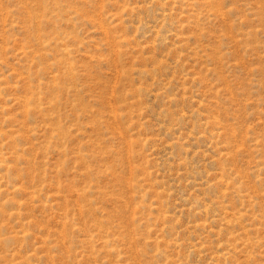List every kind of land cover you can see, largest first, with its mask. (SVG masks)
<instances>
[{"label": "rangeland", "instance_id": "374dc122", "mask_svg": "<svg viewBox=\"0 0 264 264\" xmlns=\"http://www.w3.org/2000/svg\"><path fill=\"white\" fill-rule=\"evenodd\" d=\"M0 264H264V0H0Z\"/></svg>", "mask_w": 264, "mask_h": 264}]
</instances>
